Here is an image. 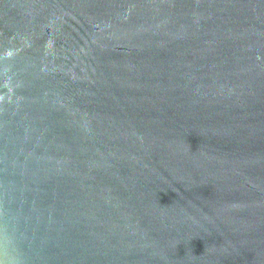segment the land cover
Wrapping results in <instances>:
<instances>
[{
  "label": "water",
  "instance_id": "1",
  "mask_svg": "<svg viewBox=\"0 0 264 264\" xmlns=\"http://www.w3.org/2000/svg\"><path fill=\"white\" fill-rule=\"evenodd\" d=\"M0 264H264V0H0Z\"/></svg>",
  "mask_w": 264,
  "mask_h": 264
}]
</instances>
